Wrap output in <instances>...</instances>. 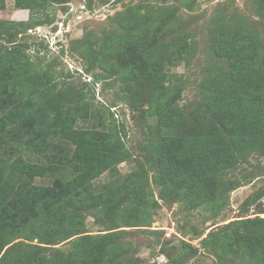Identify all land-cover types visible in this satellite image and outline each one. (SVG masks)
Segmentation results:
<instances>
[{
  "label": "trees",
  "instance_id": "16d2710c",
  "mask_svg": "<svg viewBox=\"0 0 264 264\" xmlns=\"http://www.w3.org/2000/svg\"><path fill=\"white\" fill-rule=\"evenodd\" d=\"M33 12L30 8L31 19ZM171 17L164 11L138 17L129 12L122 21L124 31L113 39L111 48L88 63L110 71L130 92L148 83L151 91L144 92L145 111L158 117L157 130L168 125L171 133L161 134L146 147L145 161L156 164L151 178L161 187L160 196L182 195L192 206L216 208L222 202L221 191L233 188L219 177L237 161L229 148L239 153L251 148L264 154V54L247 38L225 39L217 48L226 56L227 65L202 78L201 105L186 114L176 105L178 90L163 86L162 66L182 55L181 42L163 39ZM28 23L0 19V28L10 30L0 40L14 45L0 44V142L17 150L11 161L0 164V264H133L136 259L124 256L128 247L118 240L116 231L93 235L81 229L86 213L97 211L115 222L123 208L126 226L148 225L153 206L146 192L148 173L141 163L110 195L92 194L91 180L104 171L114 172L128 153L115 127L106 131L74 127L77 114L67 111L61 89L52 91L47 85L45 68L14 56L15 51L23 53L14 39L29 28ZM133 50L141 56L138 64L125 57ZM139 73L144 77H138ZM10 80L14 83L9 88ZM36 94L48 99L42 110L39 105L36 108ZM21 126L25 131L15 140L11 131ZM50 129L72 146L67 158L63 156L58 164L28 160L24 150L47 151ZM45 175L53 177L50 186L31 183ZM63 187L70 192L58 199ZM69 238L64 250L53 249L49 255L32 243L37 239L53 245ZM199 242L204 252L218 248L220 263L229 264L221 253L230 252L264 264V218L232 221L223 229L211 230ZM181 243V247L161 246L169 264H185L197 255L198 247Z\"/></svg>",
  "mask_w": 264,
  "mask_h": 264
},
{
  "label": "rangeland",
  "instance_id": "374dc122",
  "mask_svg": "<svg viewBox=\"0 0 264 264\" xmlns=\"http://www.w3.org/2000/svg\"><path fill=\"white\" fill-rule=\"evenodd\" d=\"M30 8L34 11L32 19ZM132 11L136 17L158 11L172 14L163 39L181 42L182 55L179 60L162 66L166 79L163 86L164 90L170 87L178 90L176 105L186 114L201 105L202 78L215 68L227 65L226 56L217 48L225 39L247 38L264 54V0H0V19L29 22L26 25L29 28L20 31L14 39L23 53L15 51L14 56L24 63L28 60L33 66L45 68L47 85L52 91L61 89V100L67 111L77 114L74 127L91 131L115 127L128 153L114 172L104 171L91 180L92 194L110 195L112 188L141 163L148 173L146 192L153 199L148 225L126 226L122 220L123 208L115 222L97 211L86 213L81 231L93 235L116 231L118 240L128 247L124 256L136 259L133 264H169L161 246L181 247V242L199 249L185 264H225L219 262L216 247L204 252L199 240L232 221L264 218V154L251 148L242 153L229 148L237 161L220 172L219 177L223 183L233 184V188L221 191L222 202L216 208L192 206L182 195L160 196L161 187L151 178L157 172L156 164L145 161L146 147L161 134L171 133L168 125L162 131L157 130L158 117L145 111L148 104L144 92L151 91L148 83L142 82L140 89L130 92L110 71L88 63L90 58L111 48L113 39L124 31L122 21ZM9 31L0 28V36ZM0 44L14 46L4 40ZM125 57L134 64L141 59L138 50L136 54L135 50L127 51ZM138 77L144 76L139 73ZM12 83L8 81L9 88ZM34 100L36 108L39 105L41 110L48 103L47 97L40 94ZM17 129L11 131L15 140L25 131L22 126ZM45 141L44 154L24 150L23 155L42 164H58L63 156L67 158V150H72L56 130L50 129ZM7 145L0 142V164L11 161L17 154L15 148ZM52 181L53 177L45 175L36 176L31 183L50 186ZM62 189L64 194L58 199L70 192ZM70 239L53 245L37 239L32 243L41 246L40 253L49 255L53 249L64 250ZM221 254L229 264H256L244 255Z\"/></svg>",
  "mask_w": 264,
  "mask_h": 264
}]
</instances>
